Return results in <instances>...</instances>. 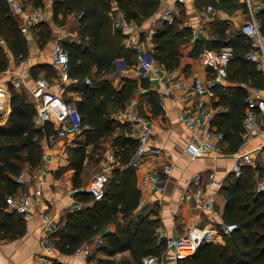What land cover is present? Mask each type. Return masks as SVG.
<instances>
[{
	"label": "trees",
	"instance_id": "1",
	"mask_svg": "<svg viewBox=\"0 0 264 264\" xmlns=\"http://www.w3.org/2000/svg\"><path fill=\"white\" fill-rule=\"evenodd\" d=\"M25 3L44 6V0H25ZM118 3L126 17L140 25L145 17L157 9L159 0H118ZM209 3L214 6L218 4L228 12L239 7L245 9V3L238 0ZM50 6L54 19L59 14L74 11L79 15L76 32L79 40L65 41L63 44L68 51V75L71 78L67 87L82 92V96L75 99V105L81 124L87 125L83 130L86 136L84 144L68 147L70 159L64 166L74 170L73 185L80 186V173L87 154L86 144L92 143L95 147L101 138L112 133L114 122L111 112L125 104L137 88L136 80L132 79H125L120 87L115 88L106 73L116 67L115 60L118 58H122L126 66L133 64L136 51L122 43L123 32L113 25L107 0H52ZM261 17L264 21V11ZM224 28L225 25L218 21V33L223 37L214 41L198 38L191 54H198L205 46L229 44L233 48L226 77L232 84L216 88L217 103L228 109L214 119L216 127L223 131L228 142L225 149L233 151L242 143V119L248 88L264 87V75L254 62L245 58V53L251 48L248 38L238 32L225 41ZM31 32L38 38L40 46H44L51 35L50 28L44 22L33 25ZM191 35V27L181 25L178 19L174 18L171 23L161 21L153 35V57L168 70L178 67L180 47ZM0 38L1 73L7 67L10 55L13 58L25 57L29 51L26 37L20 31L18 20L6 0H0ZM40 70H45L47 77L54 73L51 64L43 63L32 66V75L36 77ZM87 77H91V85L85 82ZM140 85L146 88L142 96L147 98L151 114H158L160 98L157 92L148 90L149 82L145 78L140 79ZM0 88L5 92L4 87ZM9 90L10 112L6 120L0 123V235L17 237L24 233V219L17 212L6 209L5 196L18 189L19 184L14 176L25 162L30 166L39 164L43 132L33 123L35 105L31 93L11 83ZM47 132H53L51 126H48ZM112 144L119 163L124 167L118 166L112 171L101 198L95 199L87 191H77L75 198L84 203L89 201V205L66 213L62 226L52 233L50 241L60 255H72L77 246L100 235L103 242L98 250L111 255L127 249L130 255L117 261L109 257L98 258V264H141L145 255L160 256L165 250L166 241L157 238L155 219L145 215L133 220L141 192L136 185L134 168L127 164L137 141L120 133L113 138ZM253 173L251 166L244 165L240 174L229 173L219 189L226 199L223 221L235 222L238 228L224 234L222 242H203L193 254L177 259L176 264H264V192L254 190L256 179ZM110 224H114L113 230L106 228ZM54 264L64 263L56 258Z\"/></svg>",
	"mask_w": 264,
	"mask_h": 264
},
{
	"label": "built area",
	"instance_id": "2",
	"mask_svg": "<svg viewBox=\"0 0 264 264\" xmlns=\"http://www.w3.org/2000/svg\"><path fill=\"white\" fill-rule=\"evenodd\" d=\"M13 10L20 31L28 34L31 27L46 18V12L43 6H25L21 0H6ZM109 3V13L112 16L113 25L123 32L122 43L136 51L135 62L129 66L124 64L123 59H116V66L126 70H131L138 78L147 80L163 77L171 78L175 88H181V95L173 98L174 106L180 105L177 110L178 118L186 130L191 133L188 141L184 144V151L190 157H200L209 153L224 155L222 144L225 140L224 133L218 129L214 123L215 116L223 111L222 106L211 103V98L216 95V86L227 77L228 66L233 57V48L229 44L220 47H203L197 60L201 66L207 67L213 72L211 77H196L191 82L174 74L175 70H168L153 57V35L156 32V26L149 27L146 35L141 37L138 34L136 23L128 19L125 11L120 7L118 0H107ZM247 19L241 24L240 31L248 38L251 48L245 53V58L255 63L256 67L264 73V21L261 13L264 11V0H244ZM215 10L213 3L206 4L200 12L203 22H208L212 18ZM176 9L173 5L166 7L160 15L162 21L171 23L174 20ZM79 16V15H78ZM72 34L64 33L61 40L53 43L50 49L49 57L54 71L53 75L37 76L31 87L30 93L34 100L35 114L33 117L34 125L40 129L43 134L40 139L42 153L39 164L33 166L28 176L33 183V188H18L13 193L5 196L6 209L17 213L26 212L31 206L37 207V214L41 218L45 233L41 240L45 254H35L34 259L38 264H54L53 253L57 251L53 242L50 241L52 233L58 230L64 217L51 214L44 205L42 186L47 183L50 176V184L54 190L61 195H73L77 191H87L95 199L103 196L106 183L108 182L112 171L118 167H124L119 163V157L113 146L105 147L99 157L98 168L91 176L86 186H74L69 178L58 172L61 166L69 163L68 147L74 142L75 138L82 134L87 125L81 124V117L75 105V99L65 95V87L71 80L68 75V51L63 42L79 40ZM2 42V39H0ZM147 45V48L144 47ZM24 61L20 60L19 64ZM11 74V84L19 87L23 79L20 71L7 65L5 68ZM85 82L92 84L91 78L87 77ZM146 88L141 87L140 93H144ZM195 94V99L191 100L188 93ZM246 104L242 119L243 138L240 148L245 146L254 131L264 130V87H252L246 95ZM141 100L138 96H131L125 104L118 107L113 115L114 124L120 125L122 133L137 141L136 149L132 159L127 165L137 167L142 158L148 151L161 156L159 147L149 146L152 133L151 121L140 112ZM161 104H163L161 102ZM48 126H51V133L47 132ZM235 154V161L232 171L238 175L242 166L253 164L252 150H238ZM176 165L168 162L164 165L163 171L169 173ZM26 172L21 169L14 176L18 184L23 181ZM149 174L140 179L139 186L145 189L147 186H157ZM191 185H194L192 188ZM220 188L221 181L216 178L213 169L205 174L197 172L190 178L185 179L183 187V196L187 200L193 198L204 210H212L210 199L202 200L204 188ZM255 191H264V175L259 177L254 185ZM202 200V201H201ZM85 203L75 199L69 211L79 209ZM238 228L235 222L223 223L219 229L222 234H229ZM211 238L210 230L193 227L186 233L173 238L170 244L173 246L169 257L177 260L190 254H193L198 247ZM103 239L100 235L92 240L86 241L77 246L72 255L79 257L87 264H97L91 260V253L94 246L102 244ZM166 253L160 256L148 254L142 257L141 264H165L163 261Z\"/></svg>",
	"mask_w": 264,
	"mask_h": 264
},
{
	"label": "crops",
	"instance_id": "3",
	"mask_svg": "<svg viewBox=\"0 0 264 264\" xmlns=\"http://www.w3.org/2000/svg\"><path fill=\"white\" fill-rule=\"evenodd\" d=\"M46 1L47 0H44L45 5L47 4ZM218 1L219 0H159L157 9L150 16L145 17L140 25L136 24L138 34L143 37L146 35V31L149 27H157L162 21L160 15L163 10L173 5L176 9L173 15L174 18L178 19L181 25L190 26L192 31L190 39L180 47V65L172 69L175 70L174 74L188 82H191L196 77H211L213 76V72L209 68H204L199 64L197 60L198 54H191L194 49L195 41L198 38L214 41L223 37L218 33V21L225 25L224 40L226 41L233 33H241V24L247 19L248 15L244 8L239 7L233 12H228L217 4L215 5L212 18L208 22H203L200 12L205 8L207 3H218ZM238 1L244 2V0ZM51 2L52 0H50V3ZM50 5L51 4H48L46 6L50 9ZM73 19V23L66 29L57 30V26H53L56 31L51 33L48 42L44 46H40L36 43L35 38L27 39V42H29V54L27 56L13 59L10 55L11 61H9L8 65L20 71L23 79L19 87H24L30 92L34 79L37 76L45 74V70H40L36 77L33 76L32 66L43 63H47L48 65L51 64L49 53L53 43L61 40V36L64 33L75 34L77 32L79 20L76 16ZM60 31H62V33ZM31 34L32 32L30 31L28 34L23 35L28 38ZM144 47L147 48V45L144 44ZM20 60H23L24 63L19 64ZM132 62H135V57ZM93 70H95L94 67ZM106 74L115 88L120 87L125 79L136 80L137 88L133 95L141 98V104L139 106L140 112L151 121L153 127L149 146L159 147L162 154L158 157L156 153L148 151L137 167L131 166L134 168L136 174V185L141 192L139 203L134 210L133 220L136 221L138 218L147 215L157 221L155 234L158 239H165L166 241V247L163 251V253H166L163 258L165 264H176L177 261L169 257L173 249V246L170 244L171 240L186 233L193 227L210 230L211 238L204 242H222L224 234L220 233L219 229L224 223L222 213L226 199L219 193V189L222 187L226 176L231 172L234 173L232 171L235 161L234 153L238 150H252L253 164L249 166L254 169L253 176L256 181L264 174V130L254 131L245 146L240 148L239 145L238 148L233 151L225 149L228 142L224 140L222 150L225 154L222 156L209 153L200 157H190L184 151V144L189 140L191 133L184 128L178 118L177 110L180 105H177L176 108L173 104V98L181 95L182 91L181 88H175L173 86L171 78L165 76L161 80H148V90L152 89L156 91L160 98V111L158 114L152 115L147 98L143 97L142 93H140V88L143 87L140 85L141 78H138L133 71L118 66L112 68ZM11 77V74L6 70L0 73V87L2 86L5 88V92H3L4 96L0 98V106L2 105V107H0V123L6 120L10 112L9 83H11ZM70 82L71 80L69 83ZM230 84L232 83L225 79L219 82L216 88L219 85ZM249 89H251V87L248 88V91ZM0 90L3 89L0 88ZM1 94L2 91H0V95ZM65 95L72 99H78L82 96V92L71 90L66 85ZM188 96L191 100L195 99L193 91L188 93ZM211 100L212 104L219 105L217 103V94L211 98ZM161 102L163 104H161ZM220 105L224 112L228 109L227 106ZM113 113L114 111L111 112V116ZM221 113H218L215 119ZM113 127L112 133L109 136L101 138L95 147L92 143L86 144L87 154L84 158L80 173V186H86L91 176L98 168L101 151L107 147L106 145L113 146V138L120 134L122 127L117 124H114ZM243 136L242 132V138ZM85 137L83 131L82 134L74 139L75 141L71 143V146L84 144ZM168 162L174 163L176 166L167 174L163 171V168ZM64 166H61L58 170L63 168L61 169V173L67 176L73 184L74 170L69 167L64 168ZM32 167L33 166H30L28 162L24 163L22 169H25L26 175L23 181L19 183L18 188L31 190L34 187L28 176V172L31 171ZM211 169L215 171L216 178L221 181V187L218 189L213 187L204 188L201 199H210L212 210L209 211L202 209L193 198L185 200L183 196V187L185 179L190 178L197 172L205 174ZM147 174H149L154 181L158 182V185L154 187L147 186L143 190L140 188L139 182L140 179ZM49 182L50 176L48 177L47 183H44L42 186L44 205L48 212L54 215L61 214L65 220L66 213L69 212V206L72 205L76 198L73 195H61L57 193ZM191 187L193 188L194 185H191ZM89 203L88 201L85 205H89ZM36 209V206H31L26 212L18 213V215L24 219L25 223V230L22 235L17 237L0 235V264H38L37 260L34 259V255L46 253L41 243L46 231ZM106 228L113 230L114 224L107 225ZM98 246H94V250H92L90 256L91 260L97 264L98 258L109 257L117 261L123 257H129L130 255L127 249L110 255L102 250H98ZM53 258L61 260L64 264H87L86 261L75 255H60L58 251L53 253Z\"/></svg>",
	"mask_w": 264,
	"mask_h": 264
},
{
	"label": "rangeland",
	"instance_id": "4",
	"mask_svg": "<svg viewBox=\"0 0 264 264\" xmlns=\"http://www.w3.org/2000/svg\"><path fill=\"white\" fill-rule=\"evenodd\" d=\"M22 2H23V4L25 5V6H27V5H30V4H27V3H25V0H21ZM46 5H48V4H51L50 3V0H47L46 1ZM44 6H43V8L45 9V12H46V18H45V20H43L42 22H44V24H46L49 28H50V31H51V33L53 32V31H56V29H54L53 28V26H57L56 28H58L57 30H63L64 28L66 29V28H68V26L70 25V24H72L73 23V18L76 16L77 17V19H78V13H76L75 11L74 12H71V13H68V14H59V16H58V18L57 19H54V18H52V12H51V8L49 9L46 5H45V2H44V4H43ZM55 23V24H54ZM32 28V27H31ZM61 33H62V31H60ZM35 34H31V36H29L28 38H26V42L28 41L27 39H29V38H32V39H34L35 38V40H36V43H38L39 45H40V43H39V40H38V38L36 39V37L34 36ZM71 36H76L77 37V39L79 38V36L75 33V34H72ZM27 44H28V47H29V42H27ZM28 54H29V51H28ZM13 58V57H12ZM14 59V58H13ZM9 61H11V57H10V60ZM9 63V62H8ZM45 75V74H44ZM106 146H108V145H106ZM264 175V174H263ZM262 175V176H263Z\"/></svg>",
	"mask_w": 264,
	"mask_h": 264
},
{
	"label": "bare ground",
	"instance_id": "5",
	"mask_svg": "<svg viewBox=\"0 0 264 264\" xmlns=\"http://www.w3.org/2000/svg\"><path fill=\"white\" fill-rule=\"evenodd\" d=\"M0 91H1V90H0ZM2 92H4V91H2ZM0 107H2V105H1Z\"/></svg>",
	"mask_w": 264,
	"mask_h": 264
}]
</instances>
